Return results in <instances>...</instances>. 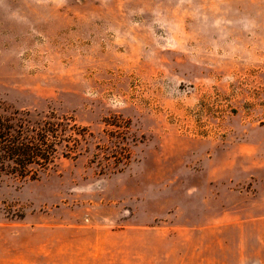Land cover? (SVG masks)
I'll list each match as a JSON object with an SVG mask.
<instances>
[{
	"label": "rangeland",
	"instance_id": "1",
	"mask_svg": "<svg viewBox=\"0 0 264 264\" xmlns=\"http://www.w3.org/2000/svg\"><path fill=\"white\" fill-rule=\"evenodd\" d=\"M16 111L86 135L0 174V264H264V0H0Z\"/></svg>",
	"mask_w": 264,
	"mask_h": 264
},
{
	"label": "trees",
	"instance_id": "2",
	"mask_svg": "<svg viewBox=\"0 0 264 264\" xmlns=\"http://www.w3.org/2000/svg\"><path fill=\"white\" fill-rule=\"evenodd\" d=\"M85 135V128L54 114L43 118L28 111L0 114V174L35 179L59 154L73 156Z\"/></svg>",
	"mask_w": 264,
	"mask_h": 264
}]
</instances>
